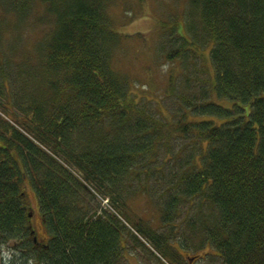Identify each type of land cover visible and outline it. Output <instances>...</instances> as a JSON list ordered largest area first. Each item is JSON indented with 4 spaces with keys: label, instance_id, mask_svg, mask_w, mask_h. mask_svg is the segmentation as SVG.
<instances>
[{
    "label": "trees",
    "instance_id": "trees-1",
    "mask_svg": "<svg viewBox=\"0 0 264 264\" xmlns=\"http://www.w3.org/2000/svg\"><path fill=\"white\" fill-rule=\"evenodd\" d=\"M12 2L30 14L38 10L36 25H47L41 39L48 78L41 80L47 92L33 116L21 102L16 109L28 120L22 126L36 132L32 139L3 133L14 125L9 122L0 127V249L14 242L0 264H119L127 235L152 240L156 253L172 261L168 236L136 225L132 233L124 223L120 206L134 181L148 193L150 182L157 185L165 200L162 223L180 203L200 201L186 221L194 248L211 251L222 264H264V0H188L189 18L199 21L191 31L210 44L213 73L176 121L148 113L127 79L110 70L115 47L103 46L111 35L104 14L110 0ZM52 70L59 80L49 77ZM222 100L233 106L216 103ZM179 137L195 143V159L160 158ZM171 161L177 168L165 171ZM70 167L103 189L115 213L89 216L90 191ZM27 184L46 233L36 242L22 197Z\"/></svg>",
    "mask_w": 264,
    "mask_h": 264
},
{
    "label": "rangeland",
    "instance_id": "rangeland-1",
    "mask_svg": "<svg viewBox=\"0 0 264 264\" xmlns=\"http://www.w3.org/2000/svg\"><path fill=\"white\" fill-rule=\"evenodd\" d=\"M31 11L28 8L26 13L14 12L8 7L7 0H0V78L3 77L2 70L5 68L12 76L17 75L18 71L22 78L29 80L28 86L19 90V96L29 95L24 103L39 106L41 97H44L47 91L39 85L36 76L35 79L34 76L31 79V76L40 69V44L47 25L39 21L38 10L30 14ZM105 12L110 20L108 30L117 41L111 64L116 71L124 74L130 90L136 93L138 104L144 106L146 111L158 120L176 121L181 118L187 111L186 99L198 97L203 86L206 87L205 80H210L213 73L209 57L210 44L203 38L195 39L191 30H182L189 19L188 0H110L106 4ZM35 17L39 19L38 25ZM185 42L188 44L187 50L168 60L167 55ZM2 85L8 102L6 103V99L4 101L2 95L0 102L8 106L11 116L15 118L16 109H19L14 108L15 95L7 80L3 81ZM216 103L227 108L233 106L225 100ZM243 108L247 112L249 106L244 105ZM11 116L4 115L1 118V127L10 122ZM197 151L190 137H179L170 142L168 152H165V149L161 151L160 158L164 157V153H170L172 157L176 155L178 158L181 155L185 159L191 155L196 156ZM172 168H177L174 167V161L165 167V171ZM131 185L127 194L129 198L120 206L125 223L131 232L134 230L130 225H136L155 236H168L170 239L167 246L169 250L173 249L171 251L175 257H172V261L168 257L158 260L150 249L153 248L152 240L141 237L142 239L137 238L135 243L136 241L127 235V249L123 251L119 264H184L187 256H194L195 264H222L219 258L210 255L208 248L210 253L194 248L195 243L188 240L190 233L186 221L194 219L199 210L198 199L180 203L173 219L162 223L165 200H159L157 185L153 181L148 184L150 194L146 186H141L138 181L131 182ZM25 193L31 209V225L38 238H42L41 235L45 231L37 208L36 195L29 185L25 186ZM91 198L89 216L94 213H115L110 198H107L108 204L104 203L103 206L96 198ZM205 211L207 212V209ZM173 226L177 228L173 230ZM134 243L139 246L136 247ZM13 244L14 242L0 249V259L10 258L9 249Z\"/></svg>",
    "mask_w": 264,
    "mask_h": 264
},
{
    "label": "bare ground",
    "instance_id": "bare-ground-1",
    "mask_svg": "<svg viewBox=\"0 0 264 264\" xmlns=\"http://www.w3.org/2000/svg\"><path fill=\"white\" fill-rule=\"evenodd\" d=\"M7 3H8V7L9 8H11L14 12H24V13H26V11H27V9L29 8V7H25V6H20V7H18V8H16L15 9V6H14V4H12L13 2H12V0L10 1V0H7ZM29 6V5H28ZM31 6H33V3H31ZM104 11H105V9H104ZM29 14V13H28ZM104 14H105V16L107 17V14H106V12H104ZM110 20H109V18L107 17V24H108V27H110V22H109ZM199 23V21H197V20H195L194 18L192 19V18H189L188 20H187V22H186V24H185V26L183 25V29L182 30H192L193 31V28H194V25H196V24H198ZM44 36V35H43ZM195 37L197 38V35H195ZM201 38V37H200ZM42 39H43V37H42ZM41 39V40H42ZM40 40V41H41ZM205 40V39H204ZM186 41V40H185ZM187 42V41H186ZM185 42V43H186ZM191 42V41H190ZM110 45H113L115 48L117 47V41H116V39H114V36L112 35H107V37H106V40H105V44L103 45L104 47H107V46H110ZM186 45L188 46V44L186 43ZM183 45H181L180 47H182ZM180 47H178V48H180ZM178 48H175V49H178ZM45 49H46V41H41V44H40V69L36 72V73H33L32 74V76H31V79L33 78V76H34V79L37 77V79H38V81H39V85H42L43 87H44V85H43V83L41 82V80H47V78H48V75H47V71H46V69H45V66H44V54H45ZM174 50V49H173ZM168 60H170V58H168ZM109 68H110V70H112L113 72H115V73H117V74H119V75H121V76H123L124 77V74H122V73H120L119 71H116L114 68H113V66H112V64H111V59H109ZM211 65H212V63H211ZM52 72V73H51ZM51 72H49V77L50 78H52V81L54 82V81H56L57 79L59 80V74H56V73H54L53 72V70L51 71ZM59 73V72H58ZM61 73V72H60ZM2 74H4L3 75V77H1L0 78V95H2V97H3V99H4V101H5V99H6V103L8 102V99L6 98L7 96H6V94H5V90L3 89V85H2V83H3V81H5V80H7L8 82H9V86H10V88H11V90H12V93L15 95V100H16V102H17V105H15L14 106V108H16L18 105H20V102H21V104L23 103V106H24V108H25V115H27V116H33V113H34V106L35 105H32L30 108H28V104H26V103H24V102H26L27 100H28V97L27 96H29V95H23V96H19V90H21V89H23V88H25V87H27L28 85H27V83L29 82V80L28 79H24V78H22V76H20V73L17 71V75H14V76H12V74H11V72H8V70L5 68L4 70H2ZM12 76V78H10ZM36 76V77H35ZM6 78V79H5ZM5 79V80H4ZM12 79V80H11ZM48 81H51V80H48ZM48 83V82H47ZM131 92L135 95V97L137 98V96H136V93L135 92H133L132 90H131ZM68 103H71V100L69 99V101H68ZM16 111H18V110H16ZM22 111V110H21ZM24 112H22V113H24ZM8 113H9V111H8V108L6 107V105H4V103H1L0 102V127L2 126V124H3V122H2V120H1V118L5 115V116H7L8 117ZM34 127H35V130L37 131V132H40V130L38 129V127L36 126V125H34ZM29 128H31V127H29ZM29 128H27V127H23V126H18L17 124H15L14 123V125L12 126V128H10V129H7V132H5L4 130H3V133H21L22 135H24V136H26L27 138H29V139H32V136H31V134L30 133H36L34 130H31V129H29ZM35 143H37V142H35ZM49 152V151H48ZM49 154L51 155V152H49ZM56 159H57V157H55ZM70 169L72 170V175L78 180V181H80L83 185H84V187L87 189V190H89L90 192V195H91V197H93V198H96L97 199V201H99V203H101V205L103 206V204L105 203L106 205L108 204V201H107V198H109L107 195H105L104 194V192H103V189H99V188H97L96 186H94L93 185V183H88V182H86L84 179H83V174H82V172L80 171V169H78L77 167H70ZM28 185V184H27ZM22 197H24V198H26V193H25V191L22 193ZM28 211H29V214H31V209H30V206L28 205ZM125 223V222H124ZM126 224V223H125ZM127 225V224H126ZM127 227H128V225H127ZM130 229V228H129ZM188 231H189V229H188ZM137 238H141V236H139V235H137ZM142 239V238H141ZM145 239V238H144ZM38 240V239H37ZM36 240V241H37ZM127 248H125V250H126ZM151 249V251H152V255L153 256H156L157 257V259L158 260H160V259H162V258H160L159 256H158V254L156 253V251L153 249V248H150ZM157 264H162V263H157Z\"/></svg>",
    "mask_w": 264,
    "mask_h": 264
},
{
    "label": "flooded vegetation",
    "instance_id": "flooded-vegetation-1",
    "mask_svg": "<svg viewBox=\"0 0 264 264\" xmlns=\"http://www.w3.org/2000/svg\"><path fill=\"white\" fill-rule=\"evenodd\" d=\"M6 107L8 108L7 105H6ZM8 111H10V110H8ZM16 114H15V118H14V117L11 116L12 113L9 112L8 117H10V116L12 117L11 119L8 118L9 121H10L9 123H11V124L15 123V124L20 125V126H22V125L29 126L28 120H26V116H24L22 113H16ZM41 237L42 238H39V239L44 240L46 238V233L42 234ZM182 258H183V256H182ZM195 262H196V258L194 256L193 257L192 256H187V259L184 262V264H195Z\"/></svg>",
    "mask_w": 264,
    "mask_h": 264
},
{
    "label": "water",
    "instance_id": "water-1",
    "mask_svg": "<svg viewBox=\"0 0 264 264\" xmlns=\"http://www.w3.org/2000/svg\"><path fill=\"white\" fill-rule=\"evenodd\" d=\"M28 218L31 219V214L28 215ZM31 228L33 229L32 232L35 233L34 228H33L32 225H31ZM36 240H37V237H36V235H35V237H34V242H36Z\"/></svg>",
    "mask_w": 264,
    "mask_h": 264
}]
</instances>
